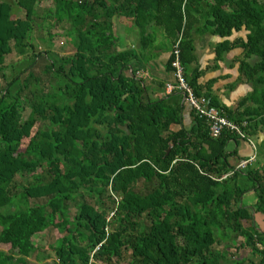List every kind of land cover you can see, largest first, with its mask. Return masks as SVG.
<instances>
[{
  "label": "trees",
  "instance_id": "obj_1",
  "mask_svg": "<svg viewBox=\"0 0 264 264\" xmlns=\"http://www.w3.org/2000/svg\"><path fill=\"white\" fill-rule=\"evenodd\" d=\"M122 17H133L135 45L116 35L121 24L114 26L113 18ZM45 22L69 24L73 54L34 52L33 28ZM202 32L223 38L218 59L238 51L243 78L264 86V0H0V245H9L0 250V264L46 258L33 236L49 228L61 242L50 248L55 264H245L228 257L229 245L258 257L249 264H264V231L257 228L264 217V165L261 171L253 162L237 167L241 158L230 164L225 146L235 133L211 136L192 108L186 129L182 94L175 88L167 99H148L136 78L151 60L143 54L162 34L172 75L177 49L184 80L198 98H209L234 123L246 121L249 135L264 130V88L255 86L238 106L251 105L238 112L198 83L193 36ZM15 54L25 67L5 64ZM39 57L45 97L37 95L42 81L29 70ZM30 81L36 102L22 97ZM254 158L258 164L261 158ZM22 173L36 180L16 184ZM138 184L148 187L137 192ZM251 190L255 201L246 205ZM69 203L77 207L71 219Z\"/></svg>",
  "mask_w": 264,
  "mask_h": 264
},
{
  "label": "crops",
  "instance_id": "obj_2",
  "mask_svg": "<svg viewBox=\"0 0 264 264\" xmlns=\"http://www.w3.org/2000/svg\"><path fill=\"white\" fill-rule=\"evenodd\" d=\"M123 25L125 26L126 24ZM158 35L162 36V34ZM126 39V41L130 45H135L136 41L138 40V35H136L134 32ZM155 39L156 42L152 45L154 47L151 49V60L144 65V68H138L136 70V78H141L143 80V86L145 87L146 96L148 97V99H167L168 94L165 91V85L168 82L172 83L174 81V78L172 72L170 70H167L164 66V63L170 51L162 48L161 45L169 48L170 44L167 40L157 41V37ZM222 40V37H218L209 32L195 34L193 36L195 61L192 62V65L197 67L198 70L201 71V75L198 77V83L202 84L203 86L209 87V90L212 92V94L216 95L221 104H223L226 108H230L233 110L237 109L238 112H242L244 108H248L251 105V102L247 101V103L245 102V107H239V101L248 98L254 91L255 86L253 82H249L248 80L244 79L242 74L239 72L238 60H233V58H237V51L229 53L227 52L225 54L227 55L226 58L224 56L221 59L217 58L216 47L217 44ZM129 70H132V68H130ZM181 105L180 125L189 130L190 126L193 123V112L188 104L182 103V100ZM172 127L176 129L179 128L178 125H173ZM252 138H254V140H252L254 149L253 147H251L248 140L245 139H239L237 137L236 140L234 138H230L227 141L225 151L229 153L228 160L230 164H235L236 160L239 161V158L243 160V158L245 157H254V154L256 152H259L257 146L259 145L262 147L264 144V130L258 129L254 135H250V139ZM241 159L240 161H242ZM254 163L256 162L254 161L253 164ZM46 234L45 232L37 233L33 237L40 235L41 238H43ZM44 243L45 242H42L40 246H42ZM48 247L46 249H48ZM8 249L9 245H0V250ZM30 258L31 257H27L26 260Z\"/></svg>",
  "mask_w": 264,
  "mask_h": 264
},
{
  "label": "rangeland",
  "instance_id": "obj_3",
  "mask_svg": "<svg viewBox=\"0 0 264 264\" xmlns=\"http://www.w3.org/2000/svg\"><path fill=\"white\" fill-rule=\"evenodd\" d=\"M43 8H45L44 4L40 7V12H43L42 11ZM16 16H19V17L23 16V12L18 11L16 13ZM37 21L40 22L39 19H37ZM113 23H114V26H116L117 24H121V27H120V25H118L116 27L117 35L119 36V38L121 40H127L126 38L128 36H130L132 33H134L135 30H136V26L134 25L133 17H122L119 20L113 18ZM123 24H126V25L124 26ZM68 26H69L68 23L67 24L64 23L61 26H57L55 24L54 25H49V22H45V23H42V25L39 24V26H35L33 28V31H32V36H33L32 38H33L34 44H35L34 52L37 53V52L40 51V52L44 53L46 51L47 52L49 51V53H54V54H56L58 56H65V55L73 54V52L75 51L73 43H72L73 42L72 39H73L74 34H73V36L67 34ZM49 33H52V34L53 33H58V34L54 35L52 38H50L49 37ZM156 37H157V41L166 40L164 35L159 36L157 34ZM156 37H154V38H156ZM155 42H156V39H155L154 43ZM126 44H127V42H126ZM127 45H129V43ZM143 55H145L146 57L150 58L151 50L146 51ZM226 56L227 55L224 54L225 58H226ZM139 57L141 58L140 53H139ZM21 59H22V56H19V55L15 54L12 57L8 58L5 64H9L10 62L16 63V65H18V67L15 70H18V69L23 68V67L26 66V61L25 60L22 63H20ZM233 60H236V59L233 58ZM44 65H45V61H44L43 57H39L37 59V61L33 64V67H31L29 69L30 71L34 72L36 78H39L42 81L40 84H39V82H37L35 84V85H37L39 87V88H37V91H38L37 95L39 97H45L46 94H47V90L49 88V87H47L48 86V82H47V80L45 78L46 76L42 72V69L44 68ZM6 72L8 74L10 73V71H8V70H6ZM27 75H28V73H25V75H21L20 76V81L23 80L25 78V76H27ZM2 83L4 84L5 82H3V79H2V77L0 75V86H2ZM33 83H34V81H30L28 88L25 87L23 89L22 97H24L28 101H29V99H31V101L36 102L37 100L34 99V97L32 96V94L30 92V90L33 89ZM254 86H256V85H254ZM257 86H258V88H257ZM257 86H256V89L259 90V92L262 91V89L264 88V86H259L258 84H257ZM16 88H17V85H14L12 89L15 90ZM256 89L253 92H256ZM253 94H255V93H253ZM253 94H251L252 97H253ZM30 110H31L30 104L29 105L27 104V107L23 111V116L27 117L28 114L30 113ZM246 138H250V135L247 134ZM239 139H241V138L239 137ZM251 140H254V138H252ZM250 145L254 149V146L252 144H250ZM255 145H258V144H255ZM257 148L259 149V152L258 153L256 152L254 155L258 154V158H261L260 159L261 161L259 160L258 164L254 163L253 164L254 168H260L262 165H264V159H263L264 158V144H263L262 147L258 145ZM254 159L255 158L253 156L249 157V162L256 161ZM237 162H238V160H236V163ZM240 163H241V161L239 162L237 167H240V165H241ZM244 166H242V167H244ZM261 170L262 169L260 168L259 171H261ZM40 171L41 170L38 168L37 171H35V173H33V174L34 175H38V174L41 173ZM33 174H31V175L30 174H26V173L20 174L19 176L16 177V184L22 185V184H26L28 182H32V181L36 180L32 176ZM238 180H241V183L243 181L242 185H244V183L245 184L248 183V180H246V179L242 180V179H240L239 176H238ZM146 186H147V184H144V185L138 184V185L135 186V190L137 192L143 191ZM244 194L245 195L243 196V202L246 203V205L253 204V202L255 201L256 193L253 190H251L250 193L247 194V192H246ZM85 199H87L89 202L93 203V200H91L90 198L87 197ZM102 199L105 200V201L108 200V199H106V193L102 197ZM69 206H70V211H68V216L71 219L73 217V215L75 214V211H76L77 207L75 206V204H70ZM110 209L112 211L113 208L111 207ZM111 215H112V212H110L108 214V216H111ZM257 228L259 230H261V231H264V217L263 216H259L258 223H257ZM55 233H56V230L53 231L52 228H49L45 232V234H46V235H44L45 237L41 238V236H40L41 234L38 235V236L33 237L34 238L33 241L34 242L37 241L40 245H41L42 242H45L40 247H42V250H45L46 254H48L47 258H40V260H37L36 258L31 257L28 260L25 259V262L21 263V264H55V262H56L55 254H54V252L52 250H50V248L51 247H55L58 244H61V242H59V240L55 238ZM241 240H242V238L238 237L237 238V243H239ZM224 244L226 245V244H229V243H224ZM226 246H228V245H226ZM47 247H48V249H46ZM3 251H8V250H3ZM223 251L227 252L229 258L231 257V258H237V259H245L246 260L245 264H249L248 260L251 259V258L255 262L258 261V257H255V256L252 257V254H251V252L249 251V249L247 247H239L237 249L236 247L229 245L228 249L227 250H223ZM116 264H126V262L125 261H120V262H118Z\"/></svg>",
  "mask_w": 264,
  "mask_h": 264
},
{
  "label": "built area",
  "instance_id": "obj_4",
  "mask_svg": "<svg viewBox=\"0 0 264 264\" xmlns=\"http://www.w3.org/2000/svg\"><path fill=\"white\" fill-rule=\"evenodd\" d=\"M174 54L175 58L171 65L174 68L173 76L177 80V85H174L171 82L166 83V93L169 94L176 88L179 93L182 94L183 101L193 109L198 117L203 118L209 125V132L211 136L217 137L223 129H228V131L235 133L238 138L240 137L241 139L248 140V142L253 145L252 140L250 138H246V131L242 129L243 127H246V121H243L241 125L232 122L221 114L220 109L210 104L209 98H198L195 95L193 89L184 80L177 49L174 50ZM248 163L249 158L247 160H242L240 167Z\"/></svg>",
  "mask_w": 264,
  "mask_h": 264
},
{
  "label": "water",
  "instance_id": "obj_5",
  "mask_svg": "<svg viewBox=\"0 0 264 264\" xmlns=\"http://www.w3.org/2000/svg\"><path fill=\"white\" fill-rule=\"evenodd\" d=\"M122 129H124V130H127V128L126 127H121ZM172 143H170V145L168 146V148H167V150H166V153H168L169 151H170V149H171V147H172Z\"/></svg>",
  "mask_w": 264,
  "mask_h": 264
}]
</instances>
